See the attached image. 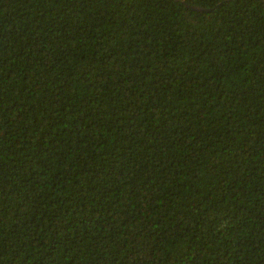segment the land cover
<instances>
[{"label": "trees", "instance_id": "obj_1", "mask_svg": "<svg viewBox=\"0 0 264 264\" xmlns=\"http://www.w3.org/2000/svg\"><path fill=\"white\" fill-rule=\"evenodd\" d=\"M0 264H264V0H0Z\"/></svg>", "mask_w": 264, "mask_h": 264}, {"label": "water", "instance_id": "obj_2", "mask_svg": "<svg viewBox=\"0 0 264 264\" xmlns=\"http://www.w3.org/2000/svg\"><path fill=\"white\" fill-rule=\"evenodd\" d=\"M193 10L195 11H204V9L202 8H199V7H191Z\"/></svg>", "mask_w": 264, "mask_h": 264}]
</instances>
